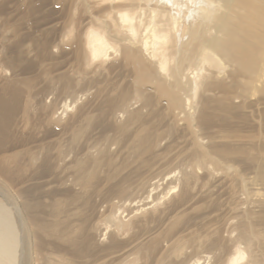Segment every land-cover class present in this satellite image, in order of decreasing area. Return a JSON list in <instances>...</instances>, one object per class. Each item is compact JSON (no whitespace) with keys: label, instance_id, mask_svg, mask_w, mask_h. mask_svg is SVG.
<instances>
[{"label":"bare ground","instance_id":"1","mask_svg":"<svg viewBox=\"0 0 264 264\" xmlns=\"http://www.w3.org/2000/svg\"><path fill=\"white\" fill-rule=\"evenodd\" d=\"M0 264H264V0H0Z\"/></svg>","mask_w":264,"mask_h":264},{"label":"rangeland","instance_id":"2","mask_svg":"<svg viewBox=\"0 0 264 264\" xmlns=\"http://www.w3.org/2000/svg\"><path fill=\"white\" fill-rule=\"evenodd\" d=\"M54 7V8H52V7ZM50 8H52V10L54 9V12H56L57 14H55V17H58L59 18V20H60V23L63 21V19L61 18V15H62V12H61V10H59V12L60 13H58V11H57V9H56V7L53 5V4H51L50 5ZM56 10V11H55ZM54 15V14H53ZM60 16V17H59ZM61 18V19H60ZM58 20V21H59ZM89 18L86 16V15H84V20H83V22L86 24V23H88L89 22ZM252 177H253V175L252 174H246V184H247V188H249L250 187V183H251V179H252ZM219 185V184H218ZM217 185V187L215 186V187H211V189H210V187H208V185H204V186H201V185H195V187H194V189H193V195H194V197H198L199 196V198L200 197H202V196H205L206 194H208L209 192H208V190H210V192L212 193V195H214L213 197H218V199L219 200H221V201H223L222 202V204H220V206L218 207V208H214V209H211V210H209L208 212H206L205 213V215H207L206 216V219H210V218H215V216H218V215H220L221 214V212L222 213H225L226 212V214L228 213L229 214V220H227V222H234L235 220L234 219H236L235 217H236V213H235V211L233 210L234 209V207H235V205H230V204H228L225 200H227V199H225V198H227L228 197V185H229V181L228 182H222V184H220L219 186ZM224 188H226V189H224ZM212 190V191H211ZM196 194V195H195ZM216 195V196H215ZM124 198L123 197H113L112 198V202H117V201H122ZM240 201L242 202V196H240ZM107 202L106 203H103V206H104V208H106L107 207ZM241 206H243V205H240V206H238V208L239 207H241ZM221 207V208H220ZM219 209V210H218ZM229 211V212H228ZM190 212V211H189ZM194 213L195 211H192L191 210V212L190 213ZM227 214V215H228ZM232 217V218H231ZM205 218V216H203V218L201 219V217L199 218V220L201 219V220H203ZM203 220L204 222H206V221H208V220ZM231 220V221H230ZM115 254H117V255H122V258L120 259V260H125V259H129V258H131L132 257V253H131V250H130V245L129 246H126L125 248H123L121 251H116L115 252Z\"/></svg>","mask_w":264,"mask_h":264}]
</instances>
